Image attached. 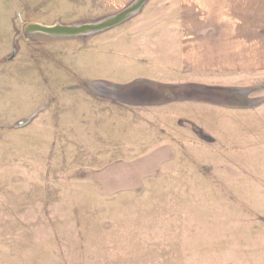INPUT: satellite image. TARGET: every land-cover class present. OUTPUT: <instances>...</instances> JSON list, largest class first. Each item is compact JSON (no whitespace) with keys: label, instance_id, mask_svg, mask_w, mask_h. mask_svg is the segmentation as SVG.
Listing matches in <instances>:
<instances>
[{"label":"rangeland","instance_id":"1","mask_svg":"<svg viewBox=\"0 0 264 264\" xmlns=\"http://www.w3.org/2000/svg\"><path fill=\"white\" fill-rule=\"evenodd\" d=\"M135 1L0 0V264H264V77L31 28Z\"/></svg>","mask_w":264,"mask_h":264},{"label":"crops","instance_id":"2","mask_svg":"<svg viewBox=\"0 0 264 264\" xmlns=\"http://www.w3.org/2000/svg\"><path fill=\"white\" fill-rule=\"evenodd\" d=\"M151 2L145 26L169 61L232 63L250 80L264 77V0Z\"/></svg>","mask_w":264,"mask_h":264},{"label":"water","instance_id":"3","mask_svg":"<svg viewBox=\"0 0 264 264\" xmlns=\"http://www.w3.org/2000/svg\"><path fill=\"white\" fill-rule=\"evenodd\" d=\"M146 0H136L134 3L129 5L127 8L122 10L117 15L113 16L108 20H104L101 23L96 24H86L79 27H31L34 30H38L41 32H45L52 35H60V36H75L82 34L95 33L109 27L115 26L121 21L125 20L127 17L136 13L139 8L145 3Z\"/></svg>","mask_w":264,"mask_h":264}]
</instances>
